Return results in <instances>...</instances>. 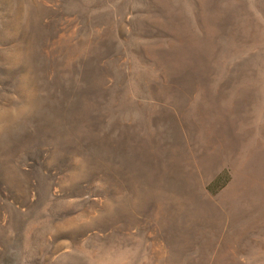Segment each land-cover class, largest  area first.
Listing matches in <instances>:
<instances>
[{
  "label": "rangeland",
  "instance_id": "rangeland-1",
  "mask_svg": "<svg viewBox=\"0 0 264 264\" xmlns=\"http://www.w3.org/2000/svg\"><path fill=\"white\" fill-rule=\"evenodd\" d=\"M236 175L264 186V0H0V264H264Z\"/></svg>",
  "mask_w": 264,
  "mask_h": 264
},
{
  "label": "bare ground",
  "instance_id": "bare-ground-1",
  "mask_svg": "<svg viewBox=\"0 0 264 264\" xmlns=\"http://www.w3.org/2000/svg\"><path fill=\"white\" fill-rule=\"evenodd\" d=\"M207 150V149H206ZM211 149H208L207 151H210ZM220 150V149H219ZM205 151V150H204ZM234 151V150H233ZM239 151V150H238ZM211 156L207 157V156H201V165L203 168V171L207 173H209V171L212 169V167L214 166V163L216 162V160L218 158H216L215 153H217V150H213L211 151ZM229 152H232V150H229ZM177 153V152H176ZM209 155V154H208ZM146 156V155H145ZM219 156V154H218ZM143 157V155H142ZM141 157V158H142ZM249 157V156H248ZM145 158V157H144ZM176 161V160H175ZM175 161L173 164V168L175 167ZM140 162V161H139ZM142 162V161H141ZM177 162V161H176ZM198 164V163H197ZM200 164V163H199ZM236 164V162H235ZM170 166V165H169ZM147 168V167H146ZM166 169V168H165ZM151 170V169H150ZM239 170V169H238ZM173 171V170H172ZM136 173V172H135ZM170 173V171H169ZM131 174V173H130ZM152 174V173H151ZM205 174V175H206ZM132 175V174H131ZM153 175V174H152ZM187 178H189V187L187 186V198H190L189 200L191 201V203H197L196 209L201 213L204 214L206 212H217V209L215 208V203H211V199L207 200V201H200V203L198 204L199 200H195L197 199V195L199 191V186H200V182L199 180L197 181V179H195L194 174L188 173L187 174ZM146 176V175H145ZM168 176V175H167ZM205 177V176H204ZM164 178V177H163ZM137 179V178H136ZM168 179H170L168 177ZM244 179V178H243ZM155 180V179H154ZM158 180V179H157ZM164 181V180H163ZM168 181V180H167ZM171 181V180H170ZM246 182V181H245ZM167 183V182H165ZM172 183V182H171ZM170 183V184H171ZM174 183V182H173ZM241 183V178L238 177L237 175L235 176L233 182L230 184L231 187L228 188V190L225 192V196L218 198L222 204H223V209L226 211H230V212H234V211H245L246 212V216L249 215V211L252 210V212H257L260 209L264 210V186H262L261 184H259L260 182H254L253 184H256V186L253 187V189L250 188V190L247 188L246 190L244 189V187H242V185H240ZM164 184V183H163ZM169 184V185H170ZM176 184V183H175ZM180 184V183H179ZM188 185V184H187ZM239 185V186H238ZM246 185V184H245ZM183 186V185H182ZM248 186V185H247ZM246 186V187H247ZM178 188V187H177ZM253 190V193L252 191ZM251 191V193H250ZM153 192V191H152ZM183 192V191H182ZM179 195V194H177ZM136 197V196H135ZM180 197V196H178ZM186 197V196H185ZM233 197V198H232ZM138 198V197H137ZM230 198V199H229ZM158 199V198H157ZM174 200V199H173ZM182 199L180 198H175V203L178 205L179 203V208L182 207H186L184 205V203H182ZM186 200V199H185ZM201 200V199H200ZM169 201V200H168ZM216 201V200H215ZM214 202V201H213ZM174 203V205H175ZM175 207V206H174ZM177 207V206H176ZM177 207V208H178ZM249 207H251V210L249 209ZM192 208V207H191ZM234 208V210H233ZM258 209V210H257ZM184 210V209H182ZM181 211V210H180ZM185 212V211H183ZM197 212V211H196ZM218 213V212H217ZM241 213V212H240ZM244 213V212H243ZM262 213V212H261ZM197 214V213H196ZM195 214V215H196ZM209 214V213H208ZM252 214V213H251ZM250 214V215H251ZM195 215L193 217H195ZM241 215V214H240ZM262 215V214H261ZM264 215V214H263ZM256 216V215H255ZM244 217V216H243ZM254 217V216H253ZM189 219V217H187ZM250 218V216H249ZM199 220V219H198Z\"/></svg>",
  "mask_w": 264,
  "mask_h": 264
}]
</instances>
